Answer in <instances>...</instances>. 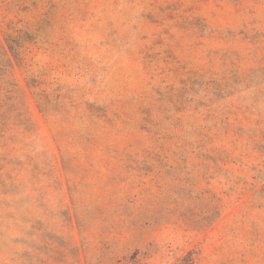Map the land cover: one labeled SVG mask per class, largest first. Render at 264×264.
Here are the masks:
<instances>
[{
  "label": "rangeland",
  "instance_id": "rangeland-1",
  "mask_svg": "<svg viewBox=\"0 0 264 264\" xmlns=\"http://www.w3.org/2000/svg\"><path fill=\"white\" fill-rule=\"evenodd\" d=\"M0 264H264V0H0Z\"/></svg>",
  "mask_w": 264,
  "mask_h": 264
}]
</instances>
